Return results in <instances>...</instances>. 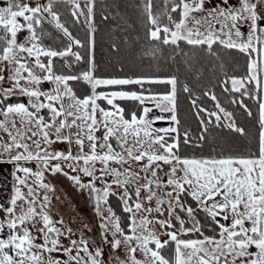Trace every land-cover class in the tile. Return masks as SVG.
I'll return each instance as SVG.
<instances>
[{"label": "snow or ice", "instance_id": "6c2138e0", "mask_svg": "<svg viewBox=\"0 0 264 264\" xmlns=\"http://www.w3.org/2000/svg\"><path fill=\"white\" fill-rule=\"evenodd\" d=\"M70 2L74 5L75 10L72 12L74 17L78 13L79 15L84 14L79 11L77 0H70ZM93 2L94 0H88L87 20L90 31H94L92 28ZM54 3L55 0H48L45 5L31 7L27 3H21L20 0H2L0 2V82H5V72L8 73L7 82H11L10 87H0V97L3 98L0 99V116L3 117L0 119V132L7 134L8 137L5 141L4 137L0 136V164L6 163L14 166L11 175L15 181L10 200L11 206L3 209L5 218L0 220V231H3L5 226L8 229L6 238H0V264H44L42 256L33 252L32 249L48 253L62 249L63 254L68 256V261L64 262L49 258L47 264H69V261H75V264H106L104 260L100 259L104 254L101 245L93 242L94 252H90L88 241L83 238V234H81L79 243L76 240L70 241L72 247L60 245L58 237L64 233L53 226L52 219L45 211L51 203L50 198L47 194L43 196L42 201L39 202L40 212L37 213L35 210L38 203L37 193L28 183V178L35 177V180L39 181L37 187L45 189L47 193L53 192L54 188L50 184L42 182L44 172H50L53 175L64 174L78 190H87L90 196L94 194L96 214L101 216V204H106L109 196L117 195V193L112 191V184L109 183H105L103 188H98L96 180L112 176L114 178L112 183L121 188L129 182V180L119 179L121 173L116 168L108 166L110 161L116 164L128 162L122 152L115 151L112 145L107 143L111 136L121 130V136L117 137V140L121 149L126 152L128 159L140 162L146 157L147 164L142 166V171L151 170V175L156 176V169H150V165L154 162L171 165L170 171L166 173L168 177L166 186L171 187L172 191L165 194L172 198L169 201V216L172 215L174 201L176 206L186 211L193 223L191 228H185V221L176 215L175 220L180 224L179 231L185 235L189 232L199 233L202 238L181 239L176 232L169 231L166 233L168 239L161 241L154 231L147 229V225L153 222L147 218H141L137 222L134 214L129 226V231L132 234H125L120 226L119 218L112 208L108 207V216H101L99 224L101 243L108 245L111 253H116L123 247L126 257L121 259L119 255H114L110 264H264V101L259 103L258 158H181L174 151L178 149V144L168 143L164 135H159V133L165 135L174 133L177 131L176 127L153 129L151 121L146 118L151 111L147 107L143 109V115L138 117L133 112L130 120L125 119L122 114L124 109L114 103L119 99L137 101L143 105L146 100H151L155 102V106L161 112L171 113V121L178 123L176 78L147 81L145 78L97 79L92 76L91 70L84 72L82 76L53 74L52 58L68 55L70 47L64 51H56L45 48L39 43L41 33H38L36 29L42 24V14L47 13L55 22V27L61 30L64 36L72 39L69 30L60 23L58 13L53 10ZM167 3L168 0H165L166 8L163 15L166 16L168 23L163 25L160 22L161 16L152 13V0H148L145 5L148 21L153 26L148 30L150 39L162 40L164 45H178L179 41H184L193 47L207 46L209 51L217 43L225 48L238 50L248 57V74L244 78L232 77V90L239 92L244 89L245 79L249 82H256L257 86H260L258 75L264 73V27L259 25V21L264 20V0H255V2L253 0H238V5L230 3V0H218V2L217 0H179L178 3L176 0H172L170 10L167 9ZM178 10L179 19L177 21L172 13H176ZM21 18L23 23L20 22ZM217 25L219 28L216 27ZM244 25H247L246 38L245 33L241 31ZM22 30H26L28 35L23 42H18V33ZM73 43L78 45L80 41L73 40ZM252 53H257L260 59H253ZM41 57L48 58L46 64L42 62ZM30 59L33 60L34 67L28 66ZM75 59L77 61L81 59L79 54H75ZM35 68H38L44 75H37ZM24 73L27 75H23ZM79 79L88 82L92 88V94L83 99L77 98L68 84V81ZM22 81L23 83H21ZM42 81L54 82L57 85V88L54 89L56 95L42 92L34 87L41 84ZM145 82L171 85V91L166 94L149 96L135 91H113L107 94L96 92L99 85H143ZM60 85H63V91L60 90ZM184 91H189L187 86ZM17 92L29 98L27 104L7 102L8 98ZM243 94H248L246 89ZM63 96L70 98L72 104L69 107L76 110L66 113L67 116L73 117L70 124L65 119H60L57 123L59 117L65 116V109L63 105L57 108L53 103H50L52 101L59 102ZM41 97L49 102L42 101ZM99 99L106 100L107 104L112 106L115 111L99 108L97 104ZM213 99H215L214 96ZM216 107L225 117L232 116L219 104ZM98 108L102 117L100 123H103L106 128L103 136L104 143L99 144L101 149L107 148L103 154H97V137L92 134L98 124L95 115ZM42 109L48 110L49 120L39 114ZM245 111L248 112V115L252 114L247 108ZM117 115H119L118 120L116 119ZM209 115L216 116L217 120L220 119L215 112L209 113ZM17 119L19 127H17ZM157 119H163V117H157ZM77 120L82 121L78 125L81 130L88 129L86 137L90 142L88 153H84V140L79 134L74 141L79 146V153L75 156L72 155L71 150L67 152L49 151L48 148L41 146L57 142L72 144L73 141L69 136L62 135V130L76 125ZM110 124L115 125V128L109 126ZM226 127L244 134V129L237 127L234 121L228 123ZM141 133L143 138H141ZM53 136L55 139H52ZM129 136L133 138L134 147L139 154H134L132 147H124ZM34 137L36 139H33ZM27 141H31V145L35 146V151L31 149V145ZM173 141H175V137H173ZM187 142L185 139V143ZM145 144H148V149L141 150ZM154 145L163 149V153L149 151ZM33 160L36 161V171L25 166ZM61 160L74 162L69 163V167L72 172L78 174L65 173L60 163H51V161ZM80 161H83V166L80 165ZM97 161L103 165L99 177L95 176V162ZM178 170L183 173L180 177L176 175ZM18 173H22L23 176ZM79 173H83L85 177H91V179L84 182ZM124 174L129 178L137 176L129 169H125ZM152 183L153 181L149 180L148 183L141 186L150 193L147 197L148 200L153 198L150 188ZM160 186L161 184L157 182V187ZM22 187L27 188L26 195L23 193ZM185 192L196 202V208L187 207L185 209L180 203V196ZM174 193L175 195H173ZM136 197L137 202L134 203V208L139 212L143 207L139 202V187L136 189ZM120 199L123 201L124 212L133 213V207L129 205L130 197L126 190L120 194ZM18 201H23L28 205L26 210L21 205L20 214L16 212ZM163 202L162 199L157 200L156 211H160L159 205ZM197 209L205 212L215 222L217 229L215 235L204 234L200 221L196 219ZM144 211L151 212V209H144ZM37 215H39L43 227L37 228V222H35ZM220 216L223 220H230V224L226 225L216 219ZM28 222H32V228L42 234L43 244L34 243L36 237L25 226ZM57 222L63 224L62 219ZM154 223H158L161 228L174 227L171 220H159ZM138 227H144L147 234L137 235ZM67 232L71 233L72 229L68 228ZM109 232H111V239L107 236ZM50 234H54L57 238ZM170 241L175 243V255L171 260L161 254V250ZM150 243L155 247H149ZM253 248L255 251L251 250ZM73 249L76 250V255L71 254ZM138 250L143 255V260L136 258L135 254ZM80 252L85 254L86 259L80 256Z\"/></svg>", "mask_w": 264, "mask_h": 264}, {"label": "trees", "instance_id": "16d2710c", "mask_svg": "<svg viewBox=\"0 0 264 264\" xmlns=\"http://www.w3.org/2000/svg\"><path fill=\"white\" fill-rule=\"evenodd\" d=\"M147 2L148 0H95L92 4L94 31H90L87 20L84 21L79 15H72V3L65 0L55 1L53 10L58 13L60 23L69 30L73 40L80 41L78 45L74 44L73 52L79 54L81 59L77 61L71 54L54 57L53 73L82 76L84 72L91 70L94 78H145L146 81L175 77L178 123L174 142L179 147L174 151L181 158H257L260 89L244 80L245 88L236 92L232 90L230 83L232 77L247 76V55L218 43L209 51L207 46L193 47L184 41H179L178 45H164L162 40L150 39L148 30L153 26L145 12ZM171 6L172 0H168L167 9L170 10ZM165 8V0H152V13L161 16L162 25L168 23L163 15ZM85 15L87 16L86 11ZM172 15L178 21L179 10ZM36 30L41 33L39 43L45 48L64 51L69 47L68 40L45 20L42 19V24ZM40 59L47 63V57ZM68 84L77 98L83 99L92 93L91 85L82 79L68 81ZM185 86L189 91H184ZM245 89L248 93L246 95L243 94ZM170 90L171 85L149 82L143 85H109L96 88L98 93L135 91L145 95L166 94ZM7 102L27 104L28 100L24 95H12ZM98 103L108 108L103 99H99ZM116 104L124 109L122 114L125 119L130 120L133 112L138 117L142 115L143 105L137 101L117 100ZM217 104L232 114V120L237 127L244 129V134L230 130L222 122L208 119V113L215 112ZM245 108L252 114L248 115ZM42 111L46 120H49L47 110ZM167 140L173 142L172 137H167ZM124 187L130 197L129 204L133 206L136 201L134 189L130 184H125ZM159 192L163 197L162 191ZM180 202L185 209L196 208V202L187 192L181 194ZM107 204L119 218L125 234H129L130 213L124 212L121 200L116 195H110ZM161 208L167 220L168 210L165 204ZM175 212L185 221V228L192 227L179 208ZM196 219L200 221L205 235L216 234L215 222L205 212L197 209ZM166 229L176 232L168 227ZM176 233L181 239L202 238L195 232L186 235ZM174 249L175 243L170 241L161 250V254L171 260L175 255Z\"/></svg>", "mask_w": 264, "mask_h": 264}, {"label": "rangeland", "instance_id": "374dc122", "mask_svg": "<svg viewBox=\"0 0 264 264\" xmlns=\"http://www.w3.org/2000/svg\"><path fill=\"white\" fill-rule=\"evenodd\" d=\"M55 1H57V0H55ZM65 1L70 2V0H65ZM0 2H2V0H0ZM20 2L21 3H27V4H29V6L34 7V6H37V5H45V4H47L48 0H20ZM217 2H218V0H217ZM77 3L79 4V11H82L84 13L83 15H79V13L77 15L81 16L84 19V21H86L87 20V16L85 15V11L87 13L88 0H77ZM230 3H232L234 5H238V0H233V1L231 0ZM207 6L208 5L206 4V7ZM73 7H74V5H73ZM42 15H43V20L48 22L53 28H55L57 31H59L64 36L63 32L55 27V22L52 20V18L47 13H43ZM195 15H200V14H195ZM20 22L23 23L22 18L20 19ZM86 24L89 25L88 20L86 21ZM260 26L264 27V21H263L262 25H260ZM216 27L219 28V25H217ZM241 31L245 33V38H246L247 25H244L241 28ZM27 35H28V32L26 30H22L20 33H18V42H23L24 38ZM64 37L68 40V43H69V47H70L69 54H71V55H73L75 57L76 53L73 52V46H74L75 43H73V39H69L66 36H64ZM152 50L154 52L156 51L154 48H152ZM24 55H26V54H24ZM28 66L29 67H34L33 60L30 59ZM35 72H36L37 75H40V76L44 75V73L40 72V70L38 68H35ZM4 75H5V82H0V87H4V88L10 87L11 86V82H7L8 73L5 72ZM23 75L26 76L27 73H24ZM97 79H100V78H97ZM103 79H106V78H103ZM245 81L249 82L246 79H245ZM21 83H23V81ZM86 83H88V82H86ZM99 86H109V85H99ZM34 87H37L42 92H48V93H51L52 95H56V92L54 91V89L57 88V85L54 82L42 81L41 84L36 85ZM231 88H232V84H231ZM60 90L63 91V85H60ZM111 92H113V91H110L108 93H111ZM105 94H107V93H105ZM14 95H21V94H19V92H17ZM143 95H145V94H143ZM145 96H149V95H145ZM25 97L27 98V100H29V98L27 96H25ZM40 99L42 101H44V102H49V101H46L44 97H41ZM117 100H119V99H117ZM117 100L114 101L115 104H116ZM104 102H105V105L108 106V108L100 106L99 103H98V100H97V104L99 105V108H103L105 110L115 111L112 108V106L107 104L106 100H104ZM50 103H53L54 106L57 107V108H60L61 105H63V108L65 109V116L59 117L57 119V123L59 122L60 119H65L66 122L69 123V124L72 122L73 117L72 116H67L66 113L68 111L75 112L76 110H75V108H70L69 107V105L72 104V101L70 100V98L68 96L61 97L59 102L52 101ZM145 107L151 109V111L147 114L146 118L151 121V127L153 129H155V128L176 127V122H173L170 119L171 113H169V112H161L160 109L155 106V102L154 101L146 100L145 103L143 104V109ZM99 108H98V110H97V112L95 114L96 115V119L98 121V124L96 126V130L92 134L95 137H97V145H98L97 149H96L97 154H103L104 152L107 151V148L101 149L99 147V144L104 143L103 136L105 134L106 128L104 127L103 123H100V121L102 120V117H101V113L99 111ZM47 113H48V117L50 118V114H49L48 110H47ZM211 113H213V112H211ZM215 113H217V115L220 117L219 120H217L216 116L209 115V113L207 115L208 119L210 120V118H212L215 122H222L225 126L228 123L233 121L232 117H230V118L229 117H225L223 115V113H221L219 111L218 108L215 111ZM39 114L43 115V111L41 110V112ZM142 115H143V112H142ZM157 117H163V119H157ZM0 119H3V117L0 116ZM116 119L117 120L119 119V115L116 116ZM81 123H82L81 120H77L76 121V125L72 126L71 128L66 127V128H64L62 130V135L69 136L70 139L73 141L72 144L57 142V143H54L52 145H44V144H42L41 146L44 147V148H48L49 151L62 150V151L67 152V151L71 150L72 155L75 156V155H77L79 153V146L76 145L74 143V141L76 139L77 134H79L81 136V138L84 140V153H88L89 152V147H90V142L86 138L87 135H88V129L84 128L83 130H81L78 127V125H80ZM87 123H90V121H87ZM19 126H20L19 125V120L17 119V127H19ZM109 126L115 128V125H111L110 124ZM121 132H122V130H121ZM121 132H116L113 136H111L109 138L107 143H110L115 151L122 152V154H124V156L128 160V162L124 163V164H116L115 162H111L110 161L108 166L110 168H116L121 173V176L119 177V179H121V180H129V182L127 184H130L133 187L134 193H135V197H136V189L138 187L140 188L139 202L142 204L143 207H142V209L139 212H137L135 210V208H134V205L132 206L133 207V213H130L129 226L131 224V219L133 217V214H134L135 219H136L137 222H139V220L141 218H147L149 221L153 222V223H149L147 225V229L151 230V231H154L155 235L161 241H164V240L168 239V237L166 235V233L169 232L166 229L167 227L161 228L158 223H154L155 221L165 220V218L163 216L162 208H161L162 204H165V206H166V208L168 210L167 220H171L172 224L174 225V227H172L171 229H173L174 231H176L178 233H181L179 231L180 224H179L178 221L175 220V216L178 215L175 212L176 208H179L182 211V213L185 215L186 219L193 226V223H192L191 219L187 216L186 211L182 210L179 206H176L174 201H173V212H172V215L169 216V201L172 198L168 197L165 194L167 192L172 191L171 187H167L166 186V182H167V179H168L166 173H168L170 171L171 165L163 164V162H154L152 165H150V169L151 168H155L156 169V171H157V175L156 176H152L151 175V170H149L148 172L142 171L141 170L142 166L147 164L146 157H145V159H143L140 162H136L134 160L128 159L126 152H124V150L121 149V147H120V145L118 143V140H117V137L121 136ZM28 135H31V133H28ZM159 135H164L165 136V140L168 143H173L174 141L173 142H169L167 140V137H172V138L175 137L176 136V132L169 133L167 135H165L164 133H159ZM0 136H3L4 140L7 141V139H8L7 134H5L3 132H0ZM141 138H143L142 133H141ZM33 139H36V138L34 137ZM52 139H55V137L53 136ZM27 142L31 145V141H27ZM134 143L135 142H134L133 138L131 136H129L128 137V142H127V144H125L124 147L125 148L132 147L133 148V153L134 154H139L136 151V148L134 147ZM31 149L33 151H35V146L31 145ZM144 149H148V144H145L144 148L141 149V150H144ZM149 151H155L158 154L163 153V149H160L158 145H154L152 147V149H149ZM207 159H213V158H207ZM51 163H53V164L60 163L61 167L63 168V171L65 173H69L71 175H77L78 174L77 172H72L71 168L69 167V163H74V162H66V161L61 160V161H51ZM79 163H80L81 166H83V161H80ZM157 165H159V167H157ZM25 166L31 168L33 171L37 170L36 161H34V160L31 161V162H28L27 164H25ZM102 167H103V165L100 162H98V161L95 162V169H96L95 176L96 177L100 176V169ZM13 168H14V166L11 165V164H6V163L5 164H0V218H1V220H3L5 218V212L3 211V209L5 207L11 206L10 205V200H11V197L13 195V186H14V183H15V181L13 180V177L11 175V172H12ZM125 169H129L132 173H136L137 176L129 178L126 174H124ZM18 175L23 176L22 173H18ZM79 175L81 176V179L84 182H87L89 179H91V177H85L83 175V173H79ZM176 175H177V177H180V176L183 175V173L178 170ZM113 179L114 178L112 176H105V177H103V179H97L96 180V186L98 188H103L105 183L112 184V191L117 193L116 196L120 199V194H123L126 189H125V187L121 188L118 185L112 183ZM149 180L153 181V183L150 185L151 194L153 196V198L151 200L147 199L148 195L150 194L148 192V190H146L143 187H141L142 185L148 183ZM42 182L50 184L54 188V191L46 193L45 189L37 187L39 181H36L35 177H29L28 178V183L33 186L35 192L37 193L38 203H37L36 208H35L37 213L40 212V203L39 202L42 201L43 196L45 194H47L49 196V198H50L51 203L49 204L48 208L45 209V211L47 212V214L52 219L53 226L55 228L59 229L62 233H64V235L58 237V239L60 241V245H62L63 247H72L70 241L71 240H76L79 243V240L81 238V234H83V238L86 241H88V248H89L90 252H94V244H93V242H95V244L101 245L104 254H103L102 257H100V259L104 260L106 262V264H110V262L112 260V256H114V255H119L121 259H125L126 258L123 247H121V249H119L116 253H111L110 249H109V246L106 245V244H102L101 243V239L102 238L100 236L99 224L101 222V216H105V217L108 216L107 209H108L109 206H108L107 203L106 204L105 203L101 204V216H98L96 214V209H95L94 194L92 196H90L89 192L87 190H83V191L78 190L77 187L72 183V181L67 179V177L64 174L57 173V174L53 175L50 172H44V177H43V181ZM157 182H159L161 184L160 187H157ZM186 187H188V186H186ZM22 191H23V193L25 195L27 194V188H23L22 187ZM159 191H162V193L164 194L163 197L160 195ZM173 195H175V193ZM57 197H59V199H57ZM158 199H162L164 201L162 204L159 205V208H160L159 212L156 211L157 206H158L157 205V200ZM135 202H137V197H136V201ZM121 203H122V206L124 208L122 200H121ZM209 203H211V202H209ZM21 205H23L25 210L28 207V205L24 204L23 201H18L17 202V207H16L17 214H20ZM144 209H151V212L144 211ZM61 219L63 220V224L57 222V221H60ZM216 219L219 220L221 223H224L226 225L230 224V220H223L222 216L217 217ZM35 222H37V228L43 227L42 222H40L39 215H37L35 217ZM85 225H87V227H85ZM25 226H27L29 228L30 232L32 233V235H34L36 237L34 243L43 244V242H44L43 241V236H42L41 233L37 232L35 229L32 228V222L26 223ZM68 228L72 229L71 233L67 232ZM5 229L8 231L6 226H5ZM131 234L132 233L129 231V235H131ZM136 234L137 235H146L147 232L145 231L144 227H138ZM50 235H52L54 238H57V237H55L54 234H50ZM107 236H108L109 239H111L112 238L111 237V232L107 233ZM133 244H135V241H133ZM50 246L51 245L49 244V247ZM149 247L154 248L155 245L150 243ZM251 250L255 251L254 248L251 249ZM32 251L33 252H37L39 255L42 256L44 264H47V261H48L49 258H52L54 260H60L62 262L68 261V256L63 254L62 249H61V251H56V252H52V253L44 252V251H41V250H38V249H32ZM71 254L72 255H76V250L73 249V252ZM135 255H136L137 259H140V260L144 259L143 255L139 252V250L137 251V253ZM80 256L81 257H85V254L83 252H80ZM85 259H86V257H85ZM69 264H75V261H69Z\"/></svg>", "mask_w": 264, "mask_h": 264}, {"label": "crops", "instance_id": "0c3cea01", "mask_svg": "<svg viewBox=\"0 0 264 264\" xmlns=\"http://www.w3.org/2000/svg\"><path fill=\"white\" fill-rule=\"evenodd\" d=\"M231 1V0H230ZM233 1V0H232ZM254 1V0H253ZM255 2V1H254ZM260 24V22H259ZM261 25V24H260ZM253 59H256V60H259L260 57L258 56L257 53H254V57ZM258 80L260 82V86H259V89H260V102L264 101V73H261L258 75ZM256 87L257 86V83L256 82H252ZM258 158V157H257ZM1 220V218H0ZM8 232L5 228L3 229V231H0V238H6V235Z\"/></svg>", "mask_w": 264, "mask_h": 264}, {"label": "built area", "instance_id": "2783aa9c", "mask_svg": "<svg viewBox=\"0 0 264 264\" xmlns=\"http://www.w3.org/2000/svg\"><path fill=\"white\" fill-rule=\"evenodd\" d=\"M263 21H264V20H260V21H259L261 25H262Z\"/></svg>", "mask_w": 264, "mask_h": 264}]
</instances>
